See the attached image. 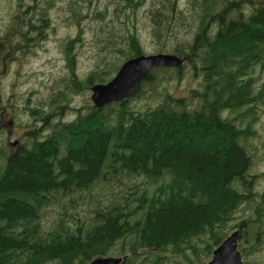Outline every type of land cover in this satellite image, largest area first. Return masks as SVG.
Wrapping results in <instances>:
<instances>
[{"label":"trees","instance_id":"1","mask_svg":"<svg viewBox=\"0 0 264 264\" xmlns=\"http://www.w3.org/2000/svg\"><path fill=\"white\" fill-rule=\"evenodd\" d=\"M236 1L188 0L186 8L173 1L166 13L157 10L166 20L199 27L191 43L175 40L171 49L202 72L203 88L190 98L167 92L171 73L178 76L180 69H153L128 98L86 107L44 135L31 130L12 150L0 148V264H83L116 244L128 261L151 249L183 252L189 244L195 250L192 244L202 237L197 251L210 252L235 228L247 243L239 248L244 259L264 250V193L233 223L235 212L252 201L257 176L250 174L252 156L244 145L254 132L242 125L254 122L264 103V83L255 91L247 77L258 65L264 69V2L246 20L237 15L224 25L221 12ZM217 17L209 36L204 18ZM162 31L153 30L157 42ZM127 48L125 61L143 55L136 35L128 37ZM108 69L101 73L107 76ZM94 75L88 86L109 81H94ZM70 83L74 92L83 87L73 73ZM145 97L151 103L139 105ZM103 185L115 193L87 221L58 213L51 229L41 223L46 206L63 207Z\"/></svg>","mask_w":264,"mask_h":264},{"label":"rangeland","instance_id":"2","mask_svg":"<svg viewBox=\"0 0 264 264\" xmlns=\"http://www.w3.org/2000/svg\"><path fill=\"white\" fill-rule=\"evenodd\" d=\"M173 1L176 7L186 8L188 0H144L137 6L138 0L130 3L123 0H0V41L3 44L0 54V148L12 150L8 145L24 142L31 129L42 130L40 135L46 134L52 122L51 117L47 123L45 118L55 112L60 114L62 107L65 115L61 120L76 119L92 105L90 92L93 86L86 83L89 76L95 73L94 81L100 78H109L110 81L125 61L131 35H136L143 55L173 54L171 49L175 40L191 43L198 33L196 23L189 26L187 21L166 20L157 11L161 9L166 13L173 6ZM250 1L264 2L248 0L242 5ZM244 8L248 14L247 7ZM235 16L234 12L230 14V17ZM159 17L163 19L157 25L153 21L158 22ZM208 20L204 18V23L207 24ZM155 28H163L159 42L153 37ZM215 31V27L211 30L210 26L206 34L212 36ZM182 60L180 74L171 73L167 92L173 97L190 98L194 89L200 91L203 88L202 72L195 75L196 70L190 63L184 58ZM105 65L109 66L107 76L101 73ZM72 73L83 84L82 89L76 92L71 90ZM247 77L252 78L256 91L264 83V69L261 72L258 65ZM150 103L145 97L139 105ZM222 115L225 116V112ZM235 115L228 113L230 118ZM256 117L254 122L249 118L242 125L247 123L254 132L253 137L244 141L253 161L250 174L257 175L252 190L254 195L252 201L243 203L235 212L233 223L248 215L264 193V103L257 105ZM84 193L63 207L55 204L43 208V226L51 229L58 213L66 214L67 219L73 217L87 221L94 211L107 205L106 198L115 190L103 185ZM236 230L238 228L232 231ZM205 239L202 237L201 241L192 244L195 250L186 244V247L181 246L183 252L171 247L151 249L148 253L140 251L139 257L129 259L126 264H205L209 260L207 254L211 256L215 249L210 247V252L197 251L196 246L201 247L199 245ZM241 243L239 238L238 249L247 244ZM260 244H264V240ZM120 248L121 244H116L102 257L126 256L128 259L127 253ZM159 257L162 259L158 260ZM242 259L243 264H264V250L246 259L242 256Z\"/></svg>","mask_w":264,"mask_h":264},{"label":"water","instance_id":"3","mask_svg":"<svg viewBox=\"0 0 264 264\" xmlns=\"http://www.w3.org/2000/svg\"><path fill=\"white\" fill-rule=\"evenodd\" d=\"M183 60L173 54L141 55L124 61L113 78L105 84L93 85L90 101L96 109L117 103L130 96L133 89L146 80L153 69H180ZM10 148L16 143H10ZM241 236L239 230L232 232L213 251L212 259L207 264H243L238 249ZM124 258L100 257L90 264H122Z\"/></svg>","mask_w":264,"mask_h":264},{"label":"flooded vegetation","instance_id":"4","mask_svg":"<svg viewBox=\"0 0 264 264\" xmlns=\"http://www.w3.org/2000/svg\"><path fill=\"white\" fill-rule=\"evenodd\" d=\"M238 2V4L239 5H235V6H233V7H231L230 8V11L229 12H225V10H223L221 13H223V17H222V19H223V21H224V25H225V20H235L234 19V17H230V13H236V16L238 15V16H240V18L241 19H243V20H246V18L251 14V12L252 11H255V10H257V8H259L260 6H261V2H259L258 4H257V1L255 2V1H250L247 5H242V3L241 2H239L238 0L236 1V3ZM247 7V9H248V14H245V8L244 7ZM220 12V11H219ZM250 13V14H249ZM226 15V16H225ZM221 21V19L219 18V17H217L216 18V21H214V20H212V21H209L208 20V23L206 24V26H207V28L208 27H210L211 26V30H212V28L213 27H215V30H217V25L216 24H218L219 22ZM216 22V23H215ZM210 24V25H209ZM209 25V26H208ZM242 27H243V25H242ZM207 28H206V30H207ZM216 32V31H215ZM199 33V32H198ZM197 33V34H198ZM182 68V67H181ZM180 68V69H181ZM195 75H196V72H195ZM193 91H198V90H196V89H194ZM90 94H91V92H90ZM92 106V105H91ZM91 106H89V107H91ZM61 109V113L59 114V113H57V112H55V113H53V114H49L46 118H45V122L47 123V121H48V119H49V117H51V122H52V124H50L49 125V128L50 127H52L54 124H57V125H59V123H63V122H70L69 120L68 121H63V120H61L60 118H62L64 115H65V112H64V110H63V107L62 108H60ZM79 115V114H78ZM61 120V121H59V122H57V123H54V122H56L57 120ZM31 130H34V129H31ZM31 130H29V131H31ZM49 130V129H48ZM35 131H42V130H35ZM16 143V145L18 144V142H15ZM12 149V148H11ZM119 258H124V261H123V263L122 264H126V261H127V259H126V257H119ZM212 259V255H211V257H210V259L208 260V262L210 261ZM242 261H243V259H242ZM208 262H206L205 264H207Z\"/></svg>","mask_w":264,"mask_h":264}]
</instances>
